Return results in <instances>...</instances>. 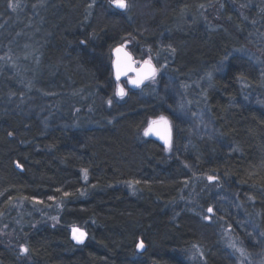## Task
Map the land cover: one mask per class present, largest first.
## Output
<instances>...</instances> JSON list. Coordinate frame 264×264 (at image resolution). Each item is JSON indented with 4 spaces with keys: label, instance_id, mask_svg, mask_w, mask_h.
Returning <instances> with one entry per match:
<instances>
[{
    "label": "trees",
    "instance_id": "obj_1",
    "mask_svg": "<svg viewBox=\"0 0 264 264\" xmlns=\"http://www.w3.org/2000/svg\"><path fill=\"white\" fill-rule=\"evenodd\" d=\"M128 2L124 11L110 0H0V232L28 248L22 260L0 247V264H193L192 248L204 264H236L220 226L245 246L252 238L231 200L264 239V0ZM244 5L248 17L235 9ZM213 6L222 25L205 19ZM125 42L192 93V109L214 122L212 140L179 128L167 156L141 137L149 118L172 112L146 90L114 101L112 54ZM209 176L229 200L214 202L213 222L179 204L184 186ZM47 213L57 226L36 227ZM73 226L87 233L83 245Z\"/></svg>",
    "mask_w": 264,
    "mask_h": 264
},
{
    "label": "rangeland",
    "instance_id": "obj_2",
    "mask_svg": "<svg viewBox=\"0 0 264 264\" xmlns=\"http://www.w3.org/2000/svg\"><path fill=\"white\" fill-rule=\"evenodd\" d=\"M250 7L251 6H249L247 9L245 5L243 6V8H239L236 6L235 9L239 10L240 14H242L243 17H248V15H250ZM205 14L206 21H208V23L212 27L218 26V23L221 24L223 18L221 6H213L208 9ZM123 45H126L125 49L131 53L134 58V61L137 63V67H140L143 61L150 59L153 65H155V67L159 71L155 80L146 81L141 87L137 89L130 88L129 83L126 82L127 80L121 82L120 84H116L114 81V101H123L124 99H126L130 92H144L146 90L148 92V95H150L151 97H155L160 103H162L166 108H168L166 110H170L172 112L169 114V117L172 119V122L174 124L175 136L177 129L181 128L188 130V136L189 138L191 137V139L193 138L199 141H209L210 139L212 140L216 132L214 122L212 121V119H210L209 113L204 107H201L200 109H192L194 106H196L192 104V93L185 91L184 87L177 86L173 82L171 83L170 78H168L166 75L165 67H157V56L153 57L151 53H148L144 55L143 59H137L130 50L131 43L125 42ZM205 80L206 79H204L203 82ZM209 81L210 79H208L207 81L210 84L211 82ZM203 82L200 81L198 85L202 84ZM118 85H123L128 93L127 96H125L123 99L116 95ZM196 91L200 92V89ZM168 99H171L170 103L168 102ZM254 103L257 104V99L254 100ZM168 104H170L172 107ZM107 106L109 107L110 105L107 103ZM89 113V110H87V112H85L83 115L80 114V116H78L75 114L74 119L72 120L73 127L80 124L82 120L88 122L90 120ZM193 180L195 183L189 182V184L184 186L183 195L181 196L179 204L184 210L196 213L197 215L201 216L205 221H215L214 202L227 203V201H229L225 200V198L227 197V191H225L224 187H221L219 185V180L217 181V179H215L216 182L214 184H210L208 182V177H205L202 185H199L197 183L198 180H196L195 178H193ZM127 188L131 195L137 194L136 184L132 183L131 186L129 184ZM209 194L212 203L211 208L213 209V212L210 214L209 212H207V209L204 212L202 211V204L204 203L205 199H207L205 195ZM82 195H86V193ZM230 203L232 208L234 205V213L238 217V224L240 225L241 229L243 227L244 229H246V235L248 238H252V241L250 242V245L245 246L244 243L238 237L237 233L231 228L225 227L224 224V226H220L219 230L217 231L218 238L222 243V246L230 253V255L235 260L236 264H264V239L258 230L256 216L253 215L252 217H250V215L246 214V208L242 205H240V207L237 206V204L233 203V200H231ZM62 205L63 203L58 201L53 203L52 208H54L58 214L62 210ZM48 209L49 208H47L46 211ZM44 217L45 218H43L42 222L36 227L44 225H50L54 227L57 226L58 218L50 217L48 213ZM205 217H209V219H205ZM86 239L84 243L86 242ZM18 240L20 239L16 238L10 233H7L5 230H2L0 232V247L14 250L15 252H17L20 259L25 260L28 257L27 253L23 252L24 247L18 242ZM73 242L77 245L84 244H78L75 240H73ZM186 254L189 261L193 264H204L203 253L198 248H192Z\"/></svg>",
    "mask_w": 264,
    "mask_h": 264
},
{
    "label": "snow or ice",
    "instance_id": "obj_3",
    "mask_svg": "<svg viewBox=\"0 0 264 264\" xmlns=\"http://www.w3.org/2000/svg\"><path fill=\"white\" fill-rule=\"evenodd\" d=\"M110 4L114 6L116 9L127 11L130 8V4L128 0H110ZM126 45H122L117 47L114 51L116 54V60L114 61V69H115V78L117 81H120L122 76H128L129 72L135 73L134 78H129L126 82L130 83L134 87L139 88L141 85L145 83V81L155 80L158 69L153 65L150 59L145 60L141 63L140 67H135V62L132 61V58L129 53L124 51ZM173 51H175L173 49ZM127 91L123 85H118L116 95L123 99L127 96ZM112 101L109 100L108 104L111 105ZM144 136H152L155 135L164 141L165 145L168 146L169 150L171 149V126L170 122L165 116H160L158 119H153L149 122L148 126L144 129ZM20 167V165H17ZM85 171V178H87V170ZM215 177L209 176L208 180L213 181ZM135 183H139L136 181ZM130 186L132 182H129ZM65 195H68L65 193ZM38 203H42V201H38ZM207 212L212 213L213 209L211 207L207 208ZM205 219H209V217H205ZM87 238V233L80 229L79 227H72V239L76 241L78 244H83L85 239ZM139 249L144 248V242L140 241L138 244ZM23 252L27 253L28 248H23ZM243 254V253H241Z\"/></svg>",
    "mask_w": 264,
    "mask_h": 264
},
{
    "label": "water",
    "instance_id": "obj_4",
    "mask_svg": "<svg viewBox=\"0 0 264 264\" xmlns=\"http://www.w3.org/2000/svg\"><path fill=\"white\" fill-rule=\"evenodd\" d=\"M124 51H126L127 53H129L130 56H131V58H132V61L135 62L133 56L131 55V53H130L128 50H126L125 48H124ZM112 56H113L112 71H113V75H114V81H115L116 84H118V83L120 84L121 82H123V81H125V80H128L129 78H134V77H135V73H133V72H129L128 76H122L121 79H120V81H117L116 78H115V69H114V61L116 60V54H115V51L113 52ZM135 67H137V63H136V62H135ZM137 68H139V67H137ZM145 82H146V81H145ZM129 86H130V88H132V89H137V87H134V86L131 85L130 83H129ZM141 86H142V85H141ZM141 86H140V87H141ZM160 116H165V117L168 119V121L170 122V126H171V145H172L170 150H169L168 146L165 145L164 141L161 140L159 137H157V136H155V135L147 136V137H146V136H144V134H143L144 129L148 126L149 122H150L151 120H153V119H158ZM146 127L141 131V133H140L141 137H142L144 140L152 141V142L158 144L159 146H161V147L164 149V153H165V155H167V156L172 155L173 148H174V142H175V130H174V124H173V122H172V119H171L169 116H167V115L161 114V115H159V116L156 117V118H149L148 121H147V125H146ZM208 182H209L210 184H214L216 181H215V179H214L213 181H209V180H208ZM209 214H210V213H209Z\"/></svg>",
    "mask_w": 264,
    "mask_h": 264
}]
</instances>
